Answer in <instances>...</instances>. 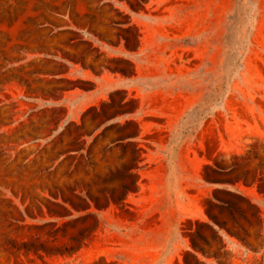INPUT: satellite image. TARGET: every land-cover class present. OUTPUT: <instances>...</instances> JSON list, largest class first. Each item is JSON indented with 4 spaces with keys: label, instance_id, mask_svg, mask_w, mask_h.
<instances>
[{
    "label": "rangeland",
    "instance_id": "obj_1",
    "mask_svg": "<svg viewBox=\"0 0 264 264\" xmlns=\"http://www.w3.org/2000/svg\"><path fill=\"white\" fill-rule=\"evenodd\" d=\"M0 264H264V0H0Z\"/></svg>",
    "mask_w": 264,
    "mask_h": 264
},
{
    "label": "crops",
    "instance_id": "obj_2",
    "mask_svg": "<svg viewBox=\"0 0 264 264\" xmlns=\"http://www.w3.org/2000/svg\"><path fill=\"white\" fill-rule=\"evenodd\" d=\"M184 23V19L180 17H173V26L178 28V25H181ZM159 75L161 76H167L168 73H163L160 72ZM173 75V81H161V82H154V83H149L144 81L145 75L141 73L140 69H136V74L133 75L132 77L128 78L127 80H124V83H119L118 79H114L112 82L113 83H108L111 84L112 86H125L128 87L129 89H137L138 94L140 98L145 101L146 103H151L154 100V94L153 92L158 91L161 93L159 97H162L163 102L169 103V111L166 113L171 118H174L176 114H178L180 111L182 112V115L185 114L187 111L186 109L182 110V105H183V100L186 97L187 93H180L179 91L173 93L175 91V87L177 86V83L175 82V75L176 73H172ZM149 76L156 77L158 76L157 73L150 74ZM180 112V113H181Z\"/></svg>",
    "mask_w": 264,
    "mask_h": 264
}]
</instances>
